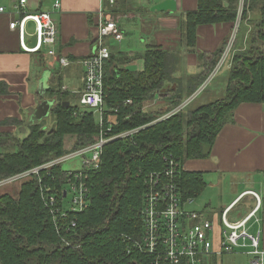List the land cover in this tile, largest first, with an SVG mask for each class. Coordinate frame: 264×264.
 Segmentation results:
<instances>
[{
  "label": "trees",
  "instance_id": "1",
  "mask_svg": "<svg viewBox=\"0 0 264 264\" xmlns=\"http://www.w3.org/2000/svg\"><path fill=\"white\" fill-rule=\"evenodd\" d=\"M242 4L241 0H198L197 9L185 16L182 32L190 52H195L199 26L235 25L239 16V25L255 26L246 47L232 58L225 98L187 115L185 107L152 124L186 102L180 84L173 91L166 89L177 81L179 54L150 46L143 54V72L123 68L121 63L129 61L112 55L104 78L106 112L116 120L109 136L133 130L136 133L105 146L100 168L85 179L91 204L83 213H68L64 218L51 214L42 199L43 185L35 178L22 184L18 198L1 195L0 264L150 263V258L134 251L127 239L138 238L142 231L140 211L146 175L163 170L164 158L173 157L181 167L186 161L208 158L223 127L234 123L241 104L264 103V0H244ZM228 43L215 53L199 55L206 63L205 71L193 79L190 97L213 75ZM234 43H238L236 39ZM62 75L60 70L54 73L53 85L45 96L55 102L50 129L43 120L28 125L30 118L25 117L0 123L1 127L17 129L0 133V180L68 154L66 137L75 138L74 150L91 145L98 137L101 129L92 110L64 105L70 102V96L63 91ZM154 95L167 103L165 110L144 109ZM23 127L27 134L21 137L19 130ZM131 146L139 152H129ZM42 183L52 192L66 189L65 170L62 166L55 168L52 178ZM179 183L185 199L199 198L207 186L202 173L184 169Z\"/></svg>",
  "mask_w": 264,
  "mask_h": 264
},
{
  "label": "crops",
  "instance_id": "2",
  "mask_svg": "<svg viewBox=\"0 0 264 264\" xmlns=\"http://www.w3.org/2000/svg\"><path fill=\"white\" fill-rule=\"evenodd\" d=\"M19 1L0 0V8L7 11L6 14L0 13V123L8 119L31 118L39 104L49 100L45 97L46 92L53 85L54 73L59 70L63 73V91L70 96L69 103L78 101V94L84 89L85 69L81 62L94 52L100 10L119 19L124 38L121 42L109 39L107 44L113 56L129 61L120 62L123 68L143 72V54L150 46L181 56L175 77L187 102L196 100L203 87L197 94L189 96L193 79L205 71L206 63L199 59V55L217 52L230 39L235 42V29L237 31L242 26H199L195 52H190L184 43L182 24L186 14L197 9L198 0H114V4L110 0H27L28 12H50L59 25V42L55 50L58 57L70 63L63 67L59 58L50 56L46 51L29 54L22 50L18 31L10 29V23L19 19L13 13L14 5ZM57 3L61 4L59 9L54 7ZM32 24L29 23L27 28L28 45L36 30L34 24V32L29 31ZM244 28L247 32L242 34L245 36L230 49L225 61L228 69L233 56L246 47V36L252 28L251 25H244ZM214 74L205 84L212 81ZM227 83L226 80L224 90ZM176 86V83H170L167 90L171 91ZM159 100L158 105L167 104ZM207 101L200 102V106L211 103ZM5 131L8 128L0 126V133ZM184 170L203 174L207 184L204 192L209 186L215 190L214 195L200 205L204 206L202 211L214 222L216 249L220 246L223 231L219 215L221 218L225 209L237 203L229 220H244L255 208L256 201L250 195L241 200L239 198L247 192L257 193L261 209L256 217L260 222L252 221L249 228L252 234L261 231V248L264 250V103L241 104L235 111L234 123L227 124L219 133L211 155L206 159L189 160ZM214 207L218 209L217 214ZM248 252L249 248H246L234 255L224 256L220 264H224V258L235 256H247L246 264H250ZM236 262L234 258L228 264Z\"/></svg>",
  "mask_w": 264,
  "mask_h": 264
},
{
  "label": "built area",
  "instance_id": "3",
  "mask_svg": "<svg viewBox=\"0 0 264 264\" xmlns=\"http://www.w3.org/2000/svg\"><path fill=\"white\" fill-rule=\"evenodd\" d=\"M114 4V0H110ZM27 0H20L14 5V14L18 21L10 23V29L18 31L21 48L29 54L47 52L50 56L59 58L63 67L70 63L67 59L58 57L55 47L59 42V25L50 12L31 13L26 10ZM61 7L60 3L54 5ZM1 14H6L5 8H0ZM34 23L36 30L32 37L36 45H28L27 28ZM124 38L116 16L106 14L103 10L98 13L97 38L93 54L81 63L85 69L83 78L84 89L80 92V105L99 115L97 119L100 133L95 142L84 148L73 150L68 154L53 158L27 171L15 174L0 181V187L10 186L18 182L39 179L43 185L42 199L51 214L62 218L68 213L80 214L90 208V189L85 181L89 172H96L101 165L103 150L114 140L131 137L137 130L109 136L116 124L114 117L107 115L105 106L104 78L105 68L112 57L107 41L112 39L121 42ZM235 39V38H234ZM233 44V42H232ZM232 44L222 57L220 68L228 57ZM215 73V72H214ZM65 90V88H64ZM129 104L132 101H128ZM182 106L181 108H183ZM180 110L172 112L175 114ZM106 116V117H105ZM167 115L157 121L168 119ZM80 159L79 170L66 171V189L52 192L48 185L42 183L46 178H52V171L63 166L69 160ZM165 167L161 171H152L144 179L145 193L143 207L140 211L142 231L138 238L127 237L134 251L149 257V264H220L224 256L234 255L240 250L249 248L250 264H264V250L261 248V231L250 232L252 221L259 223L257 214L261 209L260 196L255 192H247L256 201L255 208L240 222H232L229 215L237 203L225 209L221 215L222 236L220 246L215 248V225L206 213L189 208L196 199H185L179 183L183 171L173 158H164ZM63 194L62 200L59 196ZM69 199V203L66 205ZM238 202V201H237ZM75 226V224H73ZM66 246H71L63 240Z\"/></svg>",
  "mask_w": 264,
  "mask_h": 264
},
{
  "label": "rangeland",
  "instance_id": "4",
  "mask_svg": "<svg viewBox=\"0 0 264 264\" xmlns=\"http://www.w3.org/2000/svg\"><path fill=\"white\" fill-rule=\"evenodd\" d=\"M243 1L244 0H241V5H243L242 4ZM252 14H254V13L251 12V15ZM239 24H240V16H239V19H238V21H237V23L235 25H239ZM30 27L31 28L29 29V31L30 32H34V24L30 25ZM254 27L251 25L252 30L254 29ZM244 30H245L244 25H242L240 27V29H238L237 31L235 29V35H236L235 36V39L238 42L245 36L242 33L244 32V34H246L247 31H244ZM252 30L247 33V36H246V41L247 42L246 43H248V41L252 38ZM28 39L29 38L27 37V40ZM231 44H232V41L230 39V41L228 43L227 49L229 48V46ZM234 44L235 43H233V45ZM115 47L118 48L119 47L118 44L115 43ZM231 66H232V63L230 64L229 69H231ZM218 67H219V64H218ZM229 69H228V64L227 63H225V65L223 64L220 68H216L214 70L215 74L213 73L214 74L213 78L215 76L216 77L214 79L212 78L211 79L212 81H209L207 84L203 85L202 90L197 95L196 100L193 101V99H191L189 102L186 101L182 105L184 107L181 108L182 107L181 106L179 111H181L185 107H187V110L185 111L186 112L185 114L187 115L190 111L197 110V108L200 106L199 103L202 102V101H204V100H206V101L208 100L207 102H211L212 103V102H215V101H218V100H222L223 98H225V96H226V91L225 90L226 89L224 90V83L227 80V76H228V73H229ZM175 83H176V85L180 84L178 81H176ZM171 91H173V90H171ZM78 96L81 97V94L79 93ZM159 99H161L159 96L154 95L152 98L149 99L150 100L149 103H147L149 100H147L145 102L144 109L147 110V111H151V110H160V111L161 110H165L167 104L164 105V106L158 105V101H160ZM78 100H79V98H78ZM72 104L78 106L82 110H89V109H85L84 107H82L80 105L79 101H77V102L72 101ZM176 110H174V111H176ZM174 111H172V112H174ZM172 112H169V113L163 115L159 119H161V118H163V117H165L167 115H170V117H171V116H173V115H175V114L178 113L177 112L175 114H171ZM95 117L97 119H99V115L98 114H95ZM25 118L27 119V117H25ZM43 121L45 123V126H47V129H50L52 127V125L54 124V118L52 117V115H49V117L47 119H44ZM152 124H154V123H152ZM7 128H8V131H13V132L14 131H17V129L16 128H13V127H7ZM19 131H20V133H22V134H20L21 137H23V136H25L27 134V129L25 127H23V129H21ZM74 146H75V138L74 137H70V136L69 137H66V139H65V150L68 151L67 153L73 151L74 150ZM187 162L188 161H186L184 163L183 168L186 167V163ZM62 167L66 171L79 170L81 168L80 159H74V160L72 159V160H69L66 163H64ZM5 179H7V178H5ZM2 180H4V179H2ZM22 184H24V182L23 183L22 182H18V183L12 184L10 186L0 187V196L1 195H4V194H10L14 198H18V193L22 189ZM214 191L215 190L214 189H211V187L209 186L207 188V190L205 192H203L201 194V196L199 198H197L192 205L189 206V208L192 209V210H194V211H198V212H202V210H205L204 209V206H201L200 204L201 203H206L214 195ZM68 203H69V199H68L66 205ZM211 206H213V205H211ZM217 210L218 209L215 210L216 211V214L218 212ZM219 214H221V213H219ZM218 220H219V222H221L220 215L218 217ZM234 258L237 259V262H236L237 264H242V263L243 264H246L247 261H248V257L247 256L226 257V258H224V260H225L224 261V264H228L229 262H231L232 260H234Z\"/></svg>",
  "mask_w": 264,
  "mask_h": 264
},
{
  "label": "water",
  "instance_id": "5",
  "mask_svg": "<svg viewBox=\"0 0 264 264\" xmlns=\"http://www.w3.org/2000/svg\"><path fill=\"white\" fill-rule=\"evenodd\" d=\"M30 46H35L36 45V38L33 37L31 40V43H29ZM165 95H162L161 97H163ZM55 102L53 101H49V100H44L42 101L39 106L37 107V109L35 110V112L32 114L30 121L28 122V125H32L35 122H41L44 119H47L49 117V115L51 114V110L54 107ZM65 106H69L70 103L66 102L64 104ZM55 130V128L53 127L50 131V134L53 133ZM129 152H135L138 153V149L134 146H131L128 150Z\"/></svg>",
  "mask_w": 264,
  "mask_h": 264
}]
</instances>
